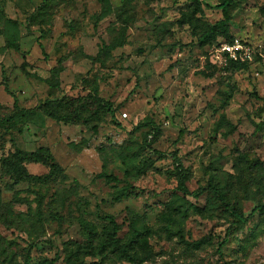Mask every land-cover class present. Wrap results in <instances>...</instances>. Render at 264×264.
Wrapping results in <instances>:
<instances>
[{
  "label": "rangeland",
  "instance_id": "rangeland-1",
  "mask_svg": "<svg viewBox=\"0 0 264 264\" xmlns=\"http://www.w3.org/2000/svg\"><path fill=\"white\" fill-rule=\"evenodd\" d=\"M220 1L0 0V119L13 97L22 109L93 95L115 108L96 132L42 110L0 124V264H130L104 245L105 216L122 244L140 233L135 264H264V216H250L264 205V0H234L227 34L201 44ZM233 38L253 52L245 66L218 52ZM104 45L118 47L96 58ZM144 119L159 133L134 129ZM44 150L59 175L17 156ZM172 152L190 195L177 189ZM82 219L95 229L92 249Z\"/></svg>",
  "mask_w": 264,
  "mask_h": 264
},
{
  "label": "trees",
  "instance_id": "trees-1",
  "mask_svg": "<svg viewBox=\"0 0 264 264\" xmlns=\"http://www.w3.org/2000/svg\"><path fill=\"white\" fill-rule=\"evenodd\" d=\"M197 1V0H195ZM234 0H221L220 3L216 6L217 9L220 10L222 19L216 22L214 25H207L204 32L199 36V42L201 44H208L211 40L215 39L217 36H221V34L226 35L228 31V23L230 22V12L233 9ZM34 19V15H31L30 20ZM45 37V33H41V35L37 38V45L43 54V47L41 44V40ZM232 39L228 40L230 42ZM10 42L7 41V44ZM14 49H18L17 45H13ZM114 45H104L101 47L97 54L96 58H98L102 53L108 52L110 50L115 49ZM237 66H245V64H239L235 62H231ZM52 74L55 79L58 78L59 70L52 69ZM50 87L58 88V82L51 84ZM13 97V96H12ZM38 110H42L46 116L51 118L56 123H78L86 126L90 131L96 132V123L99 122L100 116L102 114H107L112 119L114 118L115 108H113L110 102L103 101L101 98L93 95L89 99L85 100H74L69 97H62L56 100H45L44 103L39 105L35 108L30 109H22L19 108L18 102L16 98L13 97V111L12 113L7 116L5 119H0L1 125H13L16 121L26 122L32 117L35 116V113ZM148 128L150 132L154 134L159 133V129L155 127L154 123L151 120L144 119L134 129L137 128ZM257 129H264V123L258 125ZM145 142H147L145 138ZM158 155H162L160 152H156ZM18 159L22 162H40L45 163L49 166L50 172L53 175H59L61 173V169L59 168L58 164L54 161V159L50 156L47 150L43 152H36V153H19ZM172 159L175 164V175L177 178V189L185 195H190L191 193L186 187V170L183 168L179 158L175 154V152L171 153ZM1 165L5 168L6 165H9L14 169V171L18 174H21L25 177L22 168L16 166L11 163L9 159H2ZM107 181L116 182V179L108 176L105 177ZM211 193L219 200L220 205L222 206L223 210L227 212L233 219V224L241 226L247 222L248 217H244L239 210L236 208H232L228 205V203L223 198L221 192L214 186L210 187ZM258 213L261 216H264V205H258L252 209L251 215ZM104 219L108 222L109 228L106 229V238L105 244L109 249L110 253L117 254L119 258L125 260L130 264H135L138 260L137 256L132 254L133 245L137 243V239L140 236V233L132 230L130 233V240L126 244H122L120 240L116 237L118 232L117 224L115 223L114 219L111 216H105ZM81 230L84 234L86 247L88 249H92V245L96 240V232L93 225L82 219L79 221ZM229 233V229L227 230ZM200 242L194 243V246H198ZM103 246H100L99 252L101 251ZM28 261V260H27ZM26 261V263H27ZM81 264V263H78Z\"/></svg>",
  "mask_w": 264,
  "mask_h": 264
},
{
  "label": "built area",
  "instance_id": "built-area-1",
  "mask_svg": "<svg viewBox=\"0 0 264 264\" xmlns=\"http://www.w3.org/2000/svg\"><path fill=\"white\" fill-rule=\"evenodd\" d=\"M218 52L230 62L239 64L251 62L253 53L250 46L239 38H233L230 42L219 44Z\"/></svg>",
  "mask_w": 264,
  "mask_h": 264
}]
</instances>
